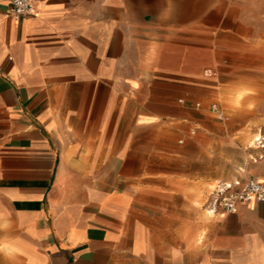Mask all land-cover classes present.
Masks as SVG:
<instances>
[{
	"label": "crops",
	"instance_id": "0c3cea01",
	"mask_svg": "<svg viewBox=\"0 0 264 264\" xmlns=\"http://www.w3.org/2000/svg\"><path fill=\"white\" fill-rule=\"evenodd\" d=\"M33 1L0 0V264H264V202L208 207L264 181V134L206 209L171 134L264 0Z\"/></svg>",
	"mask_w": 264,
	"mask_h": 264
},
{
	"label": "rangeland",
	"instance_id": "374dc122",
	"mask_svg": "<svg viewBox=\"0 0 264 264\" xmlns=\"http://www.w3.org/2000/svg\"><path fill=\"white\" fill-rule=\"evenodd\" d=\"M239 26V21H225L217 30L225 42L215 45L221 51V62L211 68V77H219V86L214 92L198 93L188 102L189 119L171 125L175 145L188 151L190 159L188 167L179 163L178 170L189 172L199 185L195 191L201 194L199 205L204 209L217 180L236 175L234 164L243 158L237 141L254 146L255 137L264 134V10L250 25L249 35ZM236 30L237 41L229 42Z\"/></svg>",
	"mask_w": 264,
	"mask_h": 264
},
{
	"label": "built area",
	"instance_id": "2783aa9c",
	"mask_svg": "<svg viewBox=\"0 0 264 264\" xmlns=\"http://www.w3.org/2000/svg\"><path fill=\"white\" fill-rule=\"evenodd\" d=\"M35 14L33 0H11L8 15L21 20L24 17ZM199 106L200 103H197ZM213 109L219 112L216 104ZM222 118V114H219ZM254 202H264V181L253 177L244 176L231 182L218 185L211 193L208 207L214 213L222 210L224 212H237L243 205Z\"/></svg>",
	"mask_w": 264,
	"mask_h": 264
},
{
	"label": "bare ground",
	"instance_id": "6f19581e",
	"mask_svg": "<svg viewBox=\"0 0 264 264\" xmlns=\"http://www.w3.org/2000/svg\"><path fill=\"white\" fill-rule=\"evenodd\" d=\"M261 136V135H260ZM259 138H261V137H259Z\"/></svg>",
	"mask_w": 264,
	"mask_h": 264
}]
</instances>
